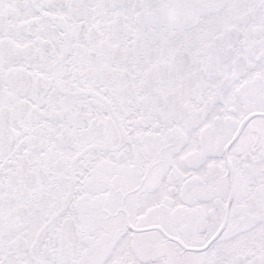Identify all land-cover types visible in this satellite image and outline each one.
<instances>
[{"label":"snow or ice","instance_id":"6c2138e0","mask_svg":"<svg viewBox=\"0 0 264 264\" xmlns=\"http://www.w3.org/2000/svg\"><path fill=\"white\" fill-rule=\"evenodd\" d=\"M0 264H264V0H0Z\"/></svg>","mask_w":264,"mask_h":264}]
</instances>
